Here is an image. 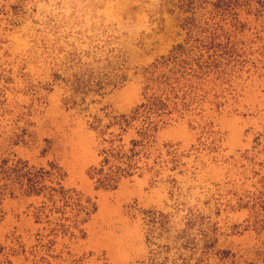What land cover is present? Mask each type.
I'll return each mask as SVG.
<instances>
[{
	"label": "rangeland",
	"instance_id": "rangeland-1",
	"mask_svg": "<svg viewBox=\"0 0 264 264\" xmlns=\"http://www.w3.org/2000/svg\"><path fill=\"white\" fill-rule=\"evenodd\" d=\"M20 3L15 16L18 0H0V160L57 166L63 186L90 198L97 211L85 239L69 243L53 239L44 219L35 223L41 200L2 197L0 264H264V192L254 175L264 162V70L237 81L236 104L220 114L160 130L150 152L165 155L168 146L174 154L163 156L159 175L96 191L87 176L101 160L93 118L128 115L140 104L141 71L184 40L180 16L160 0ZM255 35L263 39L255 49L264 48V18L246 38ZM55 74L126 81L101 97H76L70 109L64 100L72 94ZM149 211L167 217L163 229L151 227L143 215Z\"/></svg>",
	"mask_w": 264,
	"mask_h": 264
},
{
	"label": "trees",
	"instance_id": "trees-1",
	"mask_svg": "<svg viewBox=\"0 0 264 264\" xmlns=\"http://www.w3.org/2000/svg\"><path fill=\"white\" fill-rule=\"evenodd\" d=\"M23 1L18 0L13 8L15 16ZM160 6L168 14L180 16L184 40L141 71V102L130 114L93 118L91 130L100 139L101 160L88 170L87 176L96 191L114 192L123 180L142 177L144 173L159 175L157 169L167 164L163 156L174 154L168 146L165 155L158 150L150 152L160 130L178 120L189 119L195 124L206 112L220 114L226 106L236 104V82L264 70V48L255 49L257 41L263 39L256 35L254 39L246 38L251 24H259L264 18V0H160ZM52 79L68 87L72 95L64 103L70 109L77 107L74 98L83 97L84 101L90 95L101 97L105 87L116 89L126 81L121 78L106 84L92 74H74L67 80L55 74ZM258 166L260 173L254 175L260 176L264 192V162ZM64 178L54 165L36 169L21 159H1L0 205L6 195L39 199L34 208L36 224L44 219L53 225L49 232L53 239H67L69 243L84 240V227L97 208L90 198L66 189ZM143 215L151 227L163 229L166 225L167 217L160 212ZM51 216H57L54 223L49 221ZM186 228L185 232L190 230L189 223ZM149 239L147 235L146 242L151 246ZM48 244L51 247L54 242L50 240ZM213 244L205 245L204 255L214 248Z\"/></svg>",
	"mask_w": 264,
	"mask_h": 264
}]
</instances>
